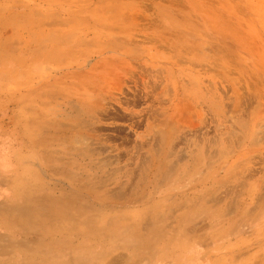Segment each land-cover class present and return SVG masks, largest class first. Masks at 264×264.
Instances as JSON below:
<instances>
[{
  "label": "rangeland",
  "instance_id": "1",
  "mask_svg": "<svg viewBox=\"0 0 264 264\" xmlns=\"http://www.w3.org/2000/svg\"><path fill=\"white\" fill-rule=\"evenodd\" d=\"M0 264H264V0H0Z\"/></svg>",
  "mask_w": 264,
  "mask_h": 264
}]
</instances>
